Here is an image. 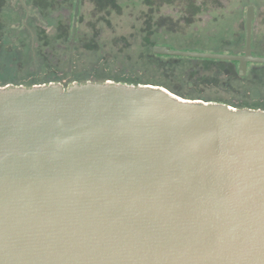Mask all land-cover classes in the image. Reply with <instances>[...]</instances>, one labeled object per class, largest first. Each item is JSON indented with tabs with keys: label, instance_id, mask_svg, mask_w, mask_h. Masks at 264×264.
<instances>
[{
	"label": "water",
	"instance_id": "water-1",
	"mask_svg": "<svg viewBox=\"0 0 264 264\" xmlns=\"http://www.w3.org/2000/svg\"><path fill=\"white\" fill-rule=\"evenodd\" d=\"M154 54L239 62L252 55ZM0 264H264V111L114 83L0 88Z\"/></svg>",
	"mask_w": 264,
	"mask_h": 264
},
{
	"label": "rangeland",
	"instance_id": "rangeland-1",
	"mask_svg": "<svg viewBox=\"0 0 264 264\" xmlns=\"http://www.w3.org/2000/svg\"><path fill=\"white\" fill-rule=\"evenodd\" d=\"M78 1L81 45L70 49L66 17ZM249 6L255 7L252 49L264 58V0H0V88L59 80L68 89L91 78L264 111V64L243 79L238 65L226 61L182 57L158 67L148 58L155 46L236 55L245 46Z\"/></svg>",
	"mask_w": 264,
	"mask_h": 264
},
{
	"label": "trees",
	"instance_id": "trees-1",
	"mask_svg": "<svg viewBox=\"0 0 264 264\" xmlns=\"http://www.w3.org/2000/svg\"><path fill=\"white\" fill-rule=\"evenodd\" d=\"M145 2V1H144ZM80 3L81 1H78L74 4V7L72 9V13L69 17H66L67 20H68V25H69V30H70V35L69 37L66 39V47L67 48H70V49H75L77 46H80L81 43H80V39H79V34H78V19H79V14H80ZM152 29L154 30H160L156 27H152ZM155 32V31H154ZM154 32H153V35H154ZM158 33V32H157ZM156 33V34H157ZM156 47V46H155ZM154 47L152 48V53L148 58L151 60L152 63H155L158 67L160 66V63L164 62L163 60L167 59L166 62H167V65H170L168 60L170 59H175V60H178L179 58H182V57H175V56H163V55H156L154 54ZM32 57L31 59L32 60H36L38 58V56H33V55H38V53L32 49V52L31 54ZM189 58V57H187ZM190 59H198V58H190ZM217 61H220V60H217ZM180 61H178L179 63ZM226 62H230L234 65H238V62H231V61H226ZM49 80V79H48ZM88 81H92L93 83H102L103 81H98V80H92L91 78H87V80H84L81 82V84H85L87 83ZM50 82V81H49ZM47 82V83H49ZM56 82H59V80H56V81H52V83H56ZM74 81L71 79L69 80L68 82H64L65 85L68 84V85H71ZM44 85H50V84H39L37 86H44ZM67 85V86H68ZM27 87H33V86H27Z\"/></svg>",
	"mask_w": 264,
	"mask_h": 264
},
{
	"label": "flooded vegetation",
	"instance_id": "flooded-vegetation-1",
	"mask_svg": "<svg viewBox=\"0 0 264 264\" xmlns=\"http://www.w3.org/2000/svg\"><path fill=\"white\" fill-rule=\"evenodd\" d=\"M254 7V6H253ZM248 9V8H247ZM254 9H255V7H254ZM247 18V17H246ZM253 23H254V21H253ZM245 33H246V25H245ZM252 40H253V28H252ZM252 46H253V41H252ZM245 47H246V34H245V46L243 47V48H241V51L240 52H238L237 54L238 55H244V49H245ZM236 54V55H237ZM252 55L253 56H255V57H259L255 52H254V50L252 49ZM239 62H238V74H239ZM257 65H263V64H253V63H249L248 64V67H247V73H246V75L245 76H241V78H247L248 77V75H251L250 73H251V68L253 69V67H255V66H257ZM239 76H240V74H239Z\"/></svg>",
	"mask_w": 264,
	"mask_h": 264
}]
</instances>
